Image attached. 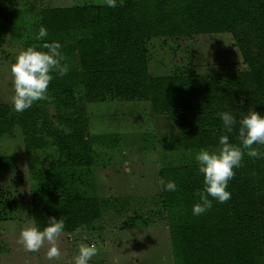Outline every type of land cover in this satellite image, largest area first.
Returning a JSON list of instances; mask_svg holds the SVG:
<instances>
[{"label": "trees", "instance_id": "obj_1", "mask_svg": "<svg viewBox=\"0 0 264 264\" xmlns=\"http://www.w3.org/2000/svg\"><path fill=\"white\" fill-rule=\"evenodd\" d=\"M40 20L48 36L28 39L24 49L58 40L69 71L63 77L53 74L49 100L17 116L9 104L0 103V138L15 127L25 134L27 166L37 181L32 215L41 228L54 216L65 220L64 233L88 232L103 216L105 201L83 195L78 187L93 167L111 160L105 148L115 145L118 136L96 145L88 104L150 102L153 114L165 116L178 130L165 140L170 152L216 148L225 134L239 144V125L227 132L216 113L230 111L237 120L250 110L264 113V0H123L116 8L48 7ZM14 27L8 0H0V48ZM226 33L236 41L247 71L150 73L149 40ZM50 104L56 113L47 109ZM50 146L57 149V159L38 168L35 152ZM253 147L264 151V145ZM14 168L12 157L0 152V175ZM234 171L228 184L231 199L213 200L211 209L194 216L192 206L203 187L197 164L160 170L162 181L177 184L175 192L164 185L162 192L175 264H264V159L245 155ZM9 209L0 189V220L9 219Z\"/></svg>", "mask_w": 264, "mask_h": 264}, {"label": "rangeland", "instance_id": "obj_2", "mask_svg": "<svg viewBox=\"0 0 264 264\" xmlns=\"http://www.w3.org/2000/svg\"><path fill=\"white\" fill-rule=\"evenodd\" d=\"M15 27L6 34L0 48V103L12 107L13 84L10 71L16 56L41 27V11L46 7L105 5L103 0H8ZM150 73L165 76L179 73L213 74L247 71L242 53L231 34L154 38L148 41ZM47 109L56 113L53 105ZM89 130L96 145L118 136L116 144L105 148L112 154L84 173L83 195L105 201L96 229L79 234L64 233L58 244L62 255L49 260L47 242L36 253L18 243L19 233L31 219V195L37 181L28 169L24 132L15 127L0 138V152L10 155L15 170L0 175V189L10 206L6 220H0V264H72L79 243L95 244L98 253L90 262L106 264H175L168 213L164 207L160 170L167 166L196 163L194 150L168 151L165 140L175 136L165 116H155L147 101H113L87 105ZM58 113V112H57ZM111 138V139H110ZM167 139V140H168ZM111 146V147H110ZM53 146L35 152L38 168L57 159ZM118 255V263L115 257Z\"/></svg>", "mask_w": 264, "mask_h": 264}, {"label": "clouds", "instance_id": "obj_3", "mask_svg": "<svg viewBox=\"0 0 264 264\" xmlns=\"http://www.w3.org/2000/svg\"><path fill=\"white\" fill-rule=\"evenodd\" d=\"M118 3L122 4L123 0H103V4L109 8H116ZM47 36V29L41 26L35 39L42 41ZM61 49V42L54 40L28 46L19 52L10 67L13 77L14 111L23 112L38 101L50 99L49 84L54 79L53 74L63 77L69 71V65L62 63L65 55ZM216 115L223 122L227 132H231L233 126L239 125L237 136L239 144L231 142L229 135L225 134L219 137L218 147L201 148L195 154L194 160L198 171L203 175V187L197 190L198 202L192 206L194 216L211 209L213 200L225 203L231 199L228 184L235 176L234 169L241 166L245 155L253 159H264V151L253 147L264 145V113L250 110L239 120L236 114L230 111H220ZM162 183L165 191L177 190L174 180ZM64 231L65 220L61 217L59 219L49 217L47 226L43 228L36 224L35 219H31L21 228L18 243L22 244L27 252L36 253L47 242L49 245L47 258L59 259L62 252L57 242ZM97 253L98 249L94 243H79L77 252L72 257V264H90Z\"/></svg>", "mask_w": 264, "mask_h": 264}, {"label": "crops", "instance_id": "obj_4", "mask_svg": "<svg viewBox=\"0 0 264 264\" xmlns=\"http://www.w3.org/2000/svg\"><path fill=\"white\" fill-rule=\"evenodd\" d=\"M72 7H75V6H72ZM46 8H48V7H46ZM88 196H90V195H88ZM92 197V196H91ZM99 199H101V198H99ZM79 234V232H76V233H70L71 235H74V234ZM115 260H116V262L118 263V255L115 257Z\"/></svg>", "mask_w": 264, "mask_h": 264}]
</instances>
